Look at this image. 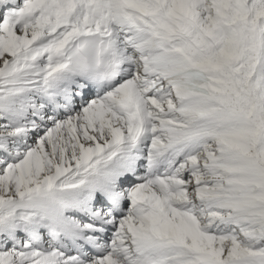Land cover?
Listing matches in <instances>:
<instances>
[{
	"label": "snow or ice",
	"instance_id": "snow-or-ice-1",
	"mask_svg": "<svg viewBox=\"0 0 264 264\" xmlns=\"http://www.w3.org/2000/svg\"><path fill=\"white\" fill-rule=\"evenodd\" d=\"M0 264H264V0H0Z\"/></svg>",
	"mask_w": 264,
	"mask_h": 264
}]
</instances>
